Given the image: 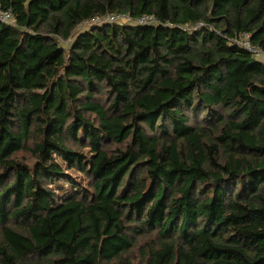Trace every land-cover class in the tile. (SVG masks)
Returning a JSON list of instances; mask_svg holds the SVG:
<instances>
[{"label":"trees","instance_id":"obj_1","mask_svg":"<svg viewBox=\"0 0 264 264\" xmlns=\"http://www.w3.org/2000/svg\"><path fill=\"white\" fill-rule=\"evenodd\" d=\"M0 12V264H264V0Z\"/></svg>","mask_w":264,"mask_h":264},{"label":"built area","instance_id":"obj_2","mask_svg":"<svg viewBox=\"0 0 264 264\" xmlns=\"http://www.w3.org/2000/svg\"><path fill=\"white\" fill-rule=\"evenodd\" d=\"M10 18H11V15L9 13H2L0 12V20L1 21H10ZM97 23H108V24H135V25H151V24H154L155 23V20L154 18L152 17H148V16H145L143 18H140V19H133L131 18V16H127V15H109L107 16L106 18L104 19H96ZM249 37H246V39H248ZM236 44H242L244 46H246L250 51H252L253 53H255L256 55H259L258 51L255 50L254 48H252L250 46V44L247 42V40L245 41H236L235 42Z\"/></svg>","mask_w":264,"mask_h":264},{"label":"rangeland","instance_id":"obj_3","mask_svg":"<svg viewBox=\"0 0 264 264\" xmlns=\"http://www.w3.org/2000/svg\"><path fill=\"white\" fill-rule=\"evenodd\" d=\"M17 158L26 161V162H30L31 161V155H29L28 153H20L19 155H17Z\"/></svg>","mask_w":264,"mask_h":264}]
</instances>
